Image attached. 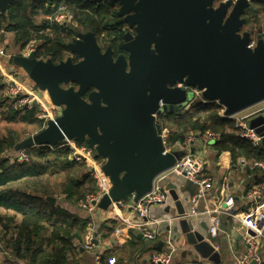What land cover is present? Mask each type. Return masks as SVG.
Wrapping results in <instances>:
<instances>
[{
  "label": "water",
  "instance_id": "obj_1",
  "mask_svg": "<svg viewBox=\"0 0 264 264\" xmlns=\"http://www.w3.org/2000/svg\"><path fill=\"white\" fill-rule=\"evenodd\" d=\"M15 1L0 0V12ZM119 1L120 15L126 14L120 21L137 25L138 31L135 39L129 33L125 36V49L131 53L130 70L123 56L114 62L111 52L102 54L93 33L78 46H69L72 53L83 57L78 62L66 58L54 64L37 58L36 50L13 57L14 64L48 93L52 104L65 106L37 135L18 142L16 151L71 140L94 147L106 159L103 171L112 181L109 193L98 204L102 209L127 200L133 192L139 200L151 192L155 178L185 154L183 150L164 153L162 127L156 116L180 114L193 101V88L201 91L203 99L225 107L226 115L264 101V41L260 39L252 48L250 34L241 35L247 22L243 17L254 9L255 2L226 0L214 7L215 0ZM79 38L85 40L86 35L81 33ZM153 42L157 53L151 50ZM70 81L80 85L78 91L59 87ZM90 86L100 92H91L87 101L82 95ZM247 125L262 136L264 148V112ZM168 186L177 214L184 215L176 184ZM46 199L56 203L55 197ZM178 228L196 253L220 262V253L194 228L192 220L181 218L173 226ZM203 228L208 229L206 223ZM249 233L255 234L252 230ZM163 245L159 242L156 247Z\"/></svg>",
  "mask_w": 264,
  "mask_h": 264
},
{
  "label": "trees",
  "instance_id": "obj_2",
  "mask_svg": "<svg viewBox=\"0 0 264 264\" xmlns=\"http://www.w3.org/2000/svg\"><path fill=\"white\" fill-rule=\"evenodd\" d=\"M255 5L257 8L252 11L256 15L264 14V0L256 1ZM112 6L106 1L96 3L92 0H16L5 12H0V31L13 32L14 41L21 48L35 42L37 58L58 64L71 52L68 42L77 32L68 22L58 24L49 16L62 8L61 11L73 15L77 25L99 36L105 30L115 28L109 24L117 14ZM40 16L43 18L39 19ZM117 38L123 40V31ZM14 103L15 100L5 95L0 76V121L44 125L38 117L39 106L17 109ZM221 107L215 102L206 104L199 98L191 109L180 114L163 115V123L170 131L168 146L175 148L187 142L190 136L199 137L211 132L218 135L213 147L218 154L229 152L233 164L238 165L239 158L264 163V148L241 138L236 120L222 116ZM21 138L12 128L7 134L0 130V243L9 253L0 264L17 261L24 264H69L70 257L80 248L90 220L79 217L63 204H51L46 198L54 193L48 192L44 178L65 173L60 194L72 207L97 192L96 179L86 163L75 160L72 150L67 147L56 150L36 146L26 148L28 160L16 161L14 154L11 156L9 152H16L15 146ZM96 156L100 158L97 153ZM246 169L258 175L257 184L264 182V168L246 166ZM22 183L32 190L14 187ZM33 203H40V206L32 207Z\"/></svg>",
  "mask_w": 264,
  "mask_h": 264
},
{
  "label": "built area",
  "instance_id": "obj_3",
  "mask_svg": "<svg viewBox=\"0 0 264 264\" xmlns=\"http://www.w3.org/2000/svg\"><path fill=\"white\" fill-rule=\"evenodd\" d=\"M247 1L252 3L258 0ZM61 10L62 8H60V11L57 14L51 15L49 18L58 24H63L74 20V17L71 13L63 12ZM251 46H254V42L251 44ZM35 49L36 43L33 41L30 42L26 47L27 55ZM12 57L13 54H9L4 47H0V76L2 77V82L5 85V95L10 97L12 100H15L14 106L17 109L22 107L31 108L34 106H39L40 112L38 113V117L43 120V128H45L49 120L55 119L60 115L58 110L60 106L44 102L42 99V91L40 89L33 86L30 82L20 80L16 76V73L13 72L14 70L7 68L6 65H4L3 61L10 63ZM8 66H10V64ZM176 86L184 87V84L177 83ZM193 91L195 92V97L192 102H195L197 99L201 98L206 104L210 103L209 101L203 99L200 90L193 88ZM35 101H37L36 104H34ZM260 103H264V101ZM163 105L164 104L161 101L160 107L162 108ZM225 111L226 108L222 106L220 109V114L224 117L236 120L237 125L240 127L238 135L241 138H247L251 140L254 146H262V136L257 134L254 129L250 128L247 123L254 116L263 113L264 106L241 117L238 115L242 111L233 115H226ZM156 118L158 120V118L161 117L156 116ZM157 122L162 127L161 137L165 146L164 153H171L175 151V148H171L167 144L168 135L170 132L169 129L163 128L159 120ZM199 137L203 141L202 144L203 148L205 149L209 146V144H213L211 141H215L218 138V135L207 132L206 134ZM193 140H195V137L190 136L187 142H184L183 145L186 149H190L192 147V144L194 143ZM68 145L73 146L71 147ZM47 147L52 149H62L69 147L72 150L71 155L75 160L84 162L90 166L91 173H93V176L99 180L101 189H98L99 191L96 193L87 195L79 202V206L86 210L90 216H92V214L98 209V204L103 196L108 194L111 189V187L107 185V178H103L104 172H102L99 166L100 163L98 162V158L96 156V149L94 147H90L86 142L80 143L76 140L63 142L54 146L48 145ZM28 158L29 155L26 149L16 151L14 154V159L18 162H24L28 160ZM238 164L244 167L250 166L251 168H264L263 162L256 161L251 163L245 158H239ZM181 178L193 183L195 185V190L188 201V206H184L186 210L185 214L179 215L176 212L174 217L170 219L178 223V221L184 217L190 220L202 217L206 218L208 226V229L206 230L207 236L211 238L218 236L222 229V216L226 214L234 217V214L230 212V208L234 206L235 200L233 196H230L224 199V201L215 208L207 207L205 209H201L200 204L206 199L208 192L213 187L214 179L213 176L206 171L203 158L193 152L185 153L180 159L176 161L173 167L159 174L154 180L151 192L144 195L139 200H136V193L133 192L127 200L112 202L109 206V209H111L112 212L117 216L122 218H124L122 213L123 210H131L143 220V223L140 224V227L146 228L144 232L142 231L145 240L149 242H157L160 239L164 223L160 218L153 214V207L157 205H169L172 202H175L172 198L171 190L167 183H178L179 179ZM101 180H103V183H101ZM249 196L253 198L254 202L248 208L246 213H243L245 216V221L242 223L244 225V232H242V235L245 240L246 249L242 257L239 258L238 264H264V258L260 253V242L258 240L260 237H264V182L258 184L256 188H254L249 193ZM124 219H126V221L128 220V218ZM169 226L172 229V224H169ZM248 230L254 231L255 234H250ZM95 233V226H89L87 241L84 245L86 248H93L95 245ZM226 238L231 244L235 237L234 234L230 232L226 234ZM164 242V251L155 250L152 253V264H173L176 253L178 252V246L172 233H167L164 238ZM8 254V251L3 247L2 244H0V261L5 260L6 256H9ZM103 262L102 254L96 253L95 264H103ZM107 262L108 264H116V259L115 257H109L107 258ZM194 264H200V262H195Z\"/></svg>",
  "mask_w": 264,
  "mask_h": 264
},
{
  "label": "crops",
  "instance_id": "obj_4",
  "mask_svg": "<svg viewBox=\"0 0 264 264\" xmlns=\"http://www.w3.org/2000/svg\"><path fill=\"white\" fill-rule=\"evenodd\" d=\"M42 18L41 16L39 17V19ZM0 46H4L9 54H13V57L16 53L27 56V45L24 48L17 45L14 41L13 32L0 31ZM13 57L11 61H13ZM9 64L13 66L12 70L16 72V76L20 80H26L33 86L40 88L23 68L15 65L14 62H10ZM42 93H44V96L47 94L45 90H42ZM191 104L193 102L190 103V106ZM186 109H188V106ZM186 109L184 108L182 111ZM193 142L190 149H186L184 145L179 144L176 145L175 149L183 150L185 153L193 152L202 157L206 171L213 176V187L208 192L206 199L201 202V209L207 207L215 208L230 196H233L235 200L234 206L230 208V212L234 214V217L226 214L222 216V229L216 237L211 238L207 236V232L203 228V223L207 224L206 218L202 217L192 220L194 228L203 232L206 240L220 253L219 263L213 262L209 258L202 257L196 253L188 244L181 229H173V226L177 225V223L170 218H173L177 212L175 202L169 205H157L153 207V214L164 223L160 239L157 242L145 240L143 232L146 228L140 227L143 220L131 210H123L122 212L123 217L128 218L126 221V219L117 216L109 208L102 209L98 207L92 216H90L80 206L72 207L63 202L64 206L68 207L73 213H76L81 218H88L90 220V223L84 231L83 240L79 246L80 248L70 257L69 264H95L96 253H101L104 256L103 264H108V257H115L116 264H152V253L155 250H165L164 246L158 248L156 245L159 242H163L164 244V238L169 232L174 236L178 246V252L176 253L173 264H194L195 262H200V264H238L239 258L242 257L246 249L245 240L242 235V232H244V225L242 223L245 221L243 213H246L254 202L253 198L249 196V193L258 185L256 180L258 175L255 172L248 171L244 166L233 164L229 152L224 151L218 154L213 144H209L204 149L203 141L200 137L198 138L196 136ZM175 184L177 186L176 192L184 206H188V201L195 190V185L183 178L179 179V182ZM55 204H58V199ZM31 206L37 207L40 206V203H33ZM167 208L170 210L168 211ZM169 224H172V229L169 228ZM91 225H94L96 228L95 239L98 243H95L93 248H86L84 245L88 237V227ZM230 232L235 237L231 244L226 238V234ZM258 240L260 242V253L264 258V237H260ZM14 264L24 263L17 261Z\"/></svg>",
  "mask_w": 264,
  "mask_h": 264
},
{
  "label": "rangeland",
  "instance_id": "obj_5",
  "mask_svg": "<svg viewBox=\"0 0 264 264\" xmlns=\"http://www.w3.org/2000/svg\"><path fill=\"white\" fill-rule=\"evenodd\" d=\"M223 2H225V0H215L214 3H213V6L214 7H218ZM253 6H254V8H257V5H255V3H253ZM230 11H231V8L229 9V13H230ZM249 13H250L249 17H248L249 20L243 25V27L241 29V35H244V33H249L250 34V38H251V44L254 42V44H255L254 46H256L260 39H263V41H264V14L259 13V14L256 15L255 12H253V11H251ZM243 18H247V16H244ZM68 23H69V26H72L73 29L76 30V32H77L76 35L71 36V38H70V40L68 42L69 46H73V45L78 46L82 41H86L87 38H90L92 36L91 32H88L82 26L80 27L77 24L73 25V24H71V22H68ZM81 33H84L86 35L85 40H81L79 38V34H81ZM259 35H262V38H259ZM92 38L96 41V44H97V46H98V48H99V50H100V52L102 54H104L106 52H111L112 53V49H111L110 44H109V42L107 40H105V39L103 41H102V39L98 40L95 36H92ZM99 43H101V45ZM254 46H251V47L253 48ZM0 47H4V46H0ZM13 50H15V49H13ZM12 52H15V51H12ZM119 57H117V58L113 57V61L116 62ZM71 58L73 59V54L69 53L67 59H70L72 61ZM79 58L81 60L83 59V57H81V56ZM122 58H124L126 60V69L130 70V61H129V59L127 58V56H123ZM3 63H4V65H6L7 68H11V69L13 68L12 65L8 66L9 63L7 61H3ZM13 72L16 73L15 71H13ZM59 87L63 88V89L74 88L75 91H78L79 88H80V85L78 83H73L72 81H70V82L60 83ZM36 88H38V87H36ZM92 88H93L92 92H100V90L97 87H92ZM38 89H40V88H38ZM85 92H84V94H85ZM84 94L82 95L84 97V99L87 100V101H90V99H89V95L90 94L88 96H85ZM42 99L44 100V102H46L48 104H52L51 99L48 96V93L45 94V96H44V93H42ZM263 106H264V103H260V104L254 105V106L242 111L241 113H239L238 116L239 117L244 116V115H246L248 113L254 112V111L262 108ZM64 107H65L64 105H61L60 108H58L60 115L62 114V111H63ZM158 120H159V122H161L163 128H168L164 124L165 123V119H163L162 116H161V118H158ZM163 121H164V123H163ZM38 125L39 124L36 123V122L33 123V122H25V121H19L18 122L17 121V122L7 123L5 121L4 122L0 121V130L4 134H7L9 128L14 129L17 132V134H20L21 137H22L18 141V142H20V141H22L23 139H25V138H27L29 136L37 135L43 129V126H44L43 124L41 125V127H39ZM52 146H54V145H52ZM40 147L48 148L47 145H36V148H40ZM50 149H52V148H50ZM52 150H56V149H52ZM14 151H10L9 154L12 156L13 154H15ZM105 160L106 159H104V157H102V156H100V158H98V162L100 163L99 166H100L102 172H104L103 171V166L105 164ZM87 168L91 172V169H90L89 165H87ZM124 172L120 174V176H119L120 178H122V176L124 175ZM63 174H65V173H58V174H55V175H46L45 178H44V183L47 184L48 187H49V191L48 192L51 191V192L54 193V195H49V196L55 197L56 200L58 199V203H60V204H63V202H64L63 199H62V196L60 194L61 185L63 184V181H64V175ZM91 174L93 176V173H91ZM94 178H95V176H94ZM103 178H107V181H108L107 185L109 187H112L111 178L108 175H106L105 173H104ZM96 183H97L98 189L100 190L101 186H100V182H99L98 179H96ZM101 183H103V180H101ZM14 187L22 188V189H26V190H32V189H29L23 183L20 184V185L19 184H15ZM99 190H97V191H99ZM77 207H79V204H78ZM0 211H2V209H0Z\"/></svg>",
  "mask_w": 264,
  "mask_h": 264
},
{
  "label": "flooded vegetation",
  "instance_id": "obj_6",
  "mask_svg": "<svg viewBox=\"0 0 264 264\" xmlns=\"http://www.w3.org/2000/svg\"><path fill=\"white\" fill-rule=\"evenodd\" d=\"M96 3H102V2H109L110 4H112L113 6V11L114 9L116 10L117 14L115 13L114 14V19L111 20L109 22L110 25H115L114 29H109V30H105L103 33H101L99 36L94 34V36L100 40L102 39V41L105 39L109 42L110 44V47L112 49V57H119V56H127V58L129 59L130 61V51L126 50L125 47H126V44H127V41L125 40V36L126 34H131L133 39H135L136 35L138 34V31H137V25H130L128 22L124 21V22H121L120 20L122 18H125L126 14L124 15H120V10H121V3L119 0L117 1H111V0H92ZM251 12V11H249ZM249 12L246 13L245 16H247V20L249 19ZM131 13H134V11L132 10ZM71 24L75 25L76 22L71 21ZM123 31V40H119L117 37L119 36L120 32ZM90 32V31H88ZM158 36V39H159V36H160V33H157L156 34ZM101 45V43H99ZM151 50H154L155 53H157V50H156V46H155V43H151ZM71 54H73V61H80L81 59L79 58L80 56L76 53H72L70 52ZM126 61V60H125ZM92 86L89 87L86 92H85V96H88L91 92H92Z\"/></svg>",
  "mask_w": 264,
  "mask_h": 264
},
{
  "label": "bare ground",
  "instance_id": "obj_7",
  "mask_svg": "<svg viewBox=\"0 0 264 264\" xmlns=\"http://www.w3.org/2000/svg\"><path fill=\"white\" fill-rule=\"evenodd\" d=\"M225 1H226V0H225ZM193 103H194V102H193ZM191 105H192V104H191ZM188 106H189V105H188ZM59 116H60V115H59ZM56 118H57V117H56ZM43 129H44V128H43ZM60 143H63V142H60ZM60 143H59V144H60ZM47 146H48V145H47ZM68 146H71V147H72L73 145H68ZM67 148H69V147H67ZM69 149H70V148H69ZM3 261H4V260H3ZM0 262H2V261H0Z\"/></svg>",
  "mask_w": 264,
  "mask_h": 264
}]
</instances>
